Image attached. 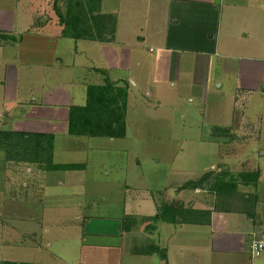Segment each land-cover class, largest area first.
<instances>
[{"label": "rangeland", "instance_id": "rangeland-1", "mask_svg": "<svg viewBox=\"0 0 264 264\" xmlns=\"http://www.w3.org/2000/svg\"><path fill=\"white\" fill-rule=\"evenodd\" d=\"M65 1L57 0V3H55V0H41L42 8L40 13L37 14L33 11V9L36 10V3L32 0H0V9L11 12L17 11L22 16L20 17L19 15L18 21L21 20L32 25L31 27L26 26L29 33L25 32L22 34V32L19 33V29H16L12 33L11 39L8 40H4L3 35L0 34V45H2L0 48V74L1 76L5 75L6 63L16 66L19 75L16 94L17 98H20L18 100L21 107L19 110H27L28 113L39 116L42 113L39 104L43 102L40 90L49 88L54 82L70 83L72 81L74 82L73 85H70L72 89H80L78 83L83 77H86V80L91 82L96 78V76L90 75L88 71L86 72L84 68L78 67V63L82 59H89L91 62L96 61L99 68L104 69L101 59L105 57L113 58L112 65L114 66L106 68L105 64V74L103 76L110 80H112V77H114L113 79H122L124 83L121 82V84L123 83V85L128 87H126L128 89L127 131L126 136L116 142L119 146H110V150L108 148L102 150V147L96 144L97 141L100 142V139L93 140L94 138L92 137H83V139L91 140L89 145H92V148H88L89 151L87 153V158H89L88 160L91 164H98L99 160L104 159L106 162L116 165L113 167L115 169L110 170L111 176L108 183L112 184L111 188L110 186H98L93 189L92 186H89L94 191L88 193L89 195L87 194V196L94 199L99 205L106 204L115 207L120 216H123L124 210L122 208L125 205L124 203L127 204V208L129 205H133L134 209L132 212L134 213L141 212L140 209L136 210L137 204L142 205V207L151 205L152 209L148 218L134 216L133 219L127 221L138 232V237L135 236L133 241L135 243L133 248L135 251L141 250L140 237H143L147 239L145 240L147 242L145 248L148 250L149 256L156 254L157 247L155 246H157L158 229L163 225L162 222L168 224L163 215V207L176 206L173 201L176 199V194L180 191L179 186L185 182L181 189L187 183L196 181H201L200 187L206 186L209 188V194L203 192L195 194L194 188L191 186L185 187L183 192L185 191L184 193L190 196L189 201H193L191 206L197 207L194 204H200V202L205 205L207 201V209L210 203L212 204L211 208L216 210L213 212L214 217H218V212L219 214H227L228 223L232 224L227 227L230 229L229 231H234V228L240 231L247 229V220L249 219L247 213L255 215L257 220L255 228L263 230L264 82L261 87L257 85V89L247 90L240 77H238V73L234 71L237 61L233 62L229 59L213 56L215 64L209 72L213 73L208 75L209 81L206 94L201 93L200 84L194 83L192 60L195 58L193 55H183L178 68L180 71L175 74L176 78L174 80H176H172L173 83H161L155 79L157 69L154 65L161 52L158 45L150 42L149 38L144 42L146 47L142 54L145 57L144 60L147 61L144 69H147L145 72L150 75V79L144 78L142 81L136 63L134 62L130 66L127 60L131 48L127 49L126 45H129V42H133L132 35H126L122 32L119 36L122 39L120 38L119 41L102 43L86 40L75 41L62 36L57 37L56 33L54 34L47 30L48 27L43 25L42 22H46L48 26H55L56 23L60 25L58 11L64 13ZM116 4L117 2L114 4L111 0L106 5L101 3L100 12L102 14L109 12L108 8H115ZM6 27H9V25ZM59 28V34L61 35L63 27ZM141 36L139 35V38ZM129 37L132 41L128 40ZM138 42H141V40ZM27 45H65L63 49L60 46L57 53H55L58 57H62L61 66L54 62L52 55H47L48 52L43 54V58L36 61L37 65L28 66L24 64L23 53ZM71 45H78L79 51L85 50L86 47L93 48L89 50L88 53L90 55L88 58L84 54L77 56L78 63L73 66V56L67 54ZM137 47L140 48L139 46ZM109 49L111 50L109 51ZM259 53L261 57H264V49L259 51ZM123 60L126 61L125 66L122 62ZM49 62L53 65H47ZM58 62L60 64V61ZM140 67L143 68V65ZM175 70H177L176 66ZM162 76H166L164 67L161 68L158 74L159 78ZM162 78L165 79V77ZM217 80L222 84L221 88L218 87L220 83ZM224 80L228 82H224ZM191 84L196 87H192ZM30 92L35 94L30 96ZM78 95L76 96L77 99H79ZM189 98H191V101ZM2 100L0 93V103ZM11 106V104L4 107L0 106V111H4L7 108L10 109ZM16 113L14 114L16 115ZM15 115H13L14 122L17 120ZM1 121L2 119L0 118L1 126L6 129H12V127L17 125L11 120L5 122V124H2ZM33 123L38 124V122ZM225 126L226 128H224ZM71 137L73 138V136ZM80 154H84V152ZM3 156L4 154H1L0 151V216H2L0 217V248L5 245L3 251H0V264H6L7 262L3 263L1 261L10 258V253H16L19 249L15 247V243L6 242L5 244L3 242L5 237H9L12 240L24 239L23 231L28 233L35 228L34 232L37 233L39 229V226H24L22 224H16V228H12L13 224L9 221L6 224V220L3 219L8 213L4 203L7 196V187L11 185L5 175H9L10 182L17 185L22 183L23 178L24 180L27 179L26 172L30 168L26 163L9 164L10 162L4 160ZM125 156L127 158H123ZM55 159L57 162L69 160L67 157L63 159L59 153ZM76 159L83 160V155H81V158L76 157ZM126 162L128 165H125ZM8 164L10 168H6ZM120 166L121 168L126 166L130 185L135 187V189L130 188L125 191L121 188L118 189L117 186L119 185L114 187L115 184H119L120 175L123 173L120 170ZM32 167L38 168L37 165H32ZM9 171L13 172V175ZM246 173L250 175L247 177ZM51 174L38 173V176L47 175V177L29 181L32 184H41L47 190V194L34 195L46 196V202L49 204L50 202H55L63 205L69 204L70 206L72 203H76V200H81L79 192L81 188H84V183L80 184L81 188H75L78 194H70L68 176L60 171H55V173ZM244 175L247 180L250 178V182L244 183L246 180H243ZM65 176L67 177V182ZM81 177L82 175L79 176V180L82 179ZM90 177L91 179L95 177L93 172H91ZM84 179L85 181L90 180L87 176ZM215 179H217L218 186L221 188L212 192L210 184ZM59 181L63 182L64 187H59ZM230 183L232 184L231 191L226 194L224 188L230 187ZM78 195L79 198H77ZM156 206H159L157 212L154 209ZM73 210V208L64 210V217L68 220L64 221L63 226L57 228L65 231L76 228L72 223L75 214ZM14 212L22 211L16 210ZM127 212L131 211L127 210ZM200 212H203L201 214L202 218H208L207 216L204 217L205 211ZM189 213L187 211L185 214L190 216ZM113 214H117L115 210ZM191 217L197 218L200 216L195 214V216ZM235 221H239V224L236 225ZM123 222L126 223V219ZM241 223H245V225H241ZM170 224L172 225V223ZM178 224L183 223L178 222L176 225ZM201 224L205 226L209 222ZM186 225L184 231H186L187 227L196 228L193 226L197 224L187 223ZM252 225L253 223H251V227ZM184 231L181 234L177 231L178 233L171 241L172 244L178 245L184 236ZM203 238V235L196 238L195 236H187L185 238V241L189 242V253H192L196 248H203L204 243H206ZM34 240L37 241L38 238L36 237L32 241ZM32 241L27 240V244H32ZM161 243L157 252L162 260L163 257L165 258L166 253ZM131 245L128 242V248ZM127 256L132 258L129 255ZM124 258L125 256L122 257V264H124ZM95 262L100 264L103 261L95 260ZM153 264L157 263L154 262Z\"/></svg>", "mask_w": 264, "mask_h": 264}, {"label": "crops", "instance_id": "crops-1", "mask_svg": "<svg viewBox=\"0 0 264 264\" xmlns=\"http://www.w3.org/2000/svg\"><path fill=\"white\" fill-rule=\"evenodd\" d=\"M32 1L36 3V10L33 9V11L37 14L40 13L42 8L41 0ZM108 1L104 0L103 2L102 0V3L106 5ZM111 1L114 4L117 2L115 8H108L109 12L104 14L111 15L116 19L115 34L112 42L119 41L121 38L119 36L122 32L126 35H132L133 42H129L130 44L126 45L127 49L131 48L127 60L130 66L134 62L136 63L142 81L144 78L148 80L150 77L145 72L147 69H144V65L147 61L144 60L145 57L142 54L146 47L144 42L149 38L150 42L158 45L161 52L154 63L157 69L155 79L161 83H173L172 80H176H174L176 78L175 74L180 71L178 68L183 55H193L195 58L192 60L194 83L200 84L201 93L206 92L209 81L208 75L213 73H209L215 64L213 56L229 59L233 62L237 61L234 71L238 73V77H240L247 90L257 89V85L261 87L264 82V57H261L259 53V51L264 49V0ZM19 15L17 11L11 12L0 9L1 35H9L11 37L16 29H19V33L22 32V34L25 32L29 33L26 26L31 27V23L18 21ZM20 17L22 16L20 15ZM42 23L48 27L47 30L49 32L56 33L57 37L61 36L59 34L60 25L56 23L55 26H48L46 22ZM7 25L9 27H6ZM139 35L142 36L139 38ZM128 40H131V38L129 37ZM139 40L141 42H138ZM60 46L63 49L65 45H27L23 53V63L28 66L37 65L36 61L43 58V54L48 52L47 55H52L54 62L61 66L62 57H58L55 54ZM1 47L2 45H0ZM92 48L86 47L85 50L79 51L78 45H71L67 54L73 56L72 65H77L76 58L79 55L84 54L88 58L90 55L88 52ZM85 60L82 59L78 63V67L84 68L90 75L96 76L95 80L91 82L90 80L87 81L86 77H83L78 83L80 89L77 90L72 89L70 86L71 84L73 85V81L70 83L54 82L49 88L40 90L43 102L39 104L42 110L39 116L32 115L27 110H19L21 108L18 101L20 98H17L16 95L19 75L16 66L6 63L5 75L1 76L0 74V93L3 99L0 106L15 105L11 106L10 109L7 108L4 111H0L2 124L10 120L14 122L13 115L17 112L15 115L17 120L14 122V124H17L16 127L6 129L0 124V131L52 135L54 137V163L81 166L77 170L60 171L68 176L69 193L78 194L75 188H81L80 184L84 183V188H81L79 192L81 200H76V203H72L70 206L69 204L63 205L55 202H50L49 204L46 202V196H38L47 194L46 188L41 186V184L36 185L29 181L47 177V175L38 176V173L53 174L55 171H45L39 167L36 169L29 165L30 168L26 172L27 179L24 180L23 178L22 183L17 185L10 182L9 175H5L11 184L7 187V196L4 203L8 209V213L3 217L6 220V224L9 221L13 224L12 228L22 224L24 226H39V229L37 233L34 232L35 228L28 233L23 231L24 239L12 240L9 237H5L3 239L5 244L6 242L15 243V247L19 249L16 253H10V258L3 259L1 262H7L6 264H96L95 260H100L103 261L100 264H122V257L125 256L124 264H153L154 262L157 264H264V255L252 258L250 253L252 237L260 231V228H255V225L257 226L255 215L247 213L249 215L247 229L240 231L233 227L234 231H229L230 229L227 227L232 224L228 223L227 214H219L218 212V217H214L213 212L216 210L211 208L212 204L209 203L208 209L207 201L205 205L200 202V204H194L197 207L191 206L193 201H189L190 196L181 189V186L186 182L179 186L180 191L176 194L173 204L184 209L192 208L198 211H210L209 224L205 226L197 224L193 226L196 228L187 227L186 231H184V227L187 226L185 222H181L183 224L178 225L162 222L163 225L158 229L157 246H155L157 247L156 254L149 256L150 254L145 248L147 243L145 240L147 239L143 237H140L141 250L135 251L133 248L135 243L133 241L138 232L127 221L133 219L134 216L148 218L152 209L151 205L142 207V205L137 204L136 210L140 209L141 212L134 213L132 212L134 206L129 205L127 208V204L124 203L125 205L122 208L124 210L123 216H120L115 207L106 204L99 205L94 199L88 197L87 194L94 191L90 188L91 186L93 189L98 186H110L111 188L112 184L108 183L111 176L110 170L115 169L113 167L116 165L106 162L104 159L99 160L98 164H91L88 160L89 158H87L88 148H92V145H89L91 140L83 139V137L72 138L67 133L70 107L83 106L86 102L87 87L89 85L104 84L105 80L108 79L103 76L105 74V64L106 68L114 66L112 65L114 61L112 57L111 59L109 57L101 59L104 69L99 68L96 61ZM58 61H60V64ZM122 62L125 66L126 61L123 60ZM47 65L53 64L49 62ZM141 65H143V68L140 67ZM175 66L177 70H175ZM162 67H164L166 72V76H162L165 79L158 77ZM113 78L108 80L114 85L123 86L124 82L122 79ZM121 82L123 83L121 84ZM217 82L220 83L219 80ZM224 82L228 81L224 80ZM191 85L196 87L193 84ZM221 85L220 83L218 87L221 88ZM78 93L80 94L78 95ZM33 94L35 93L30 92L29 95ZM77 95L79 99L76 98ZM189 100L191 101V98ZM63 107L65 108L63 109ZM33 122H38V124L36 125ZM96 139H100V142L97 141L96 144L101 146L102 150L104 148L110 150L109 148L113 145H118L116 144L117 141L122 140V138H94L93 140ZM82 152L84 154H80ZM58 153L63 159L67 157L69 160L57 162L55 157ZM81 155H83V160H77L76 157L81 158ZM123 158H127V156ZM12 163L16 164L15 162H10L9 164ZM9 164L6 168H10ZM125 165H128V163L126 162ZM89 170L94 173L95 177L92 179ZM120 170L123 172L120 175V181L122 182L118 181L119 184H115L114 187L119 185L117 188L125 191L130 188L135 189V187L130 185L126 166L123 168L120 166ZM10 174L13 175V172ZM80 175H82L81 180H79ZM86 176L90 179L89 181H85L84 178ZM65 180L67 182L66 176ZM58 185L59 187H64L61 181L58 182ZM206 188V186H202L194 189V193L203 192L209 194V188H207L208 190ZM77 198H79V195ZM70 208L74 209L75 214L74 216L72 214V223L76 226V230L65 231L57 228L63 226L64 221L68 220L64 217V210H69ZM154 209L157 212L159 206ZM16 210L22 212H14ZM114 210L117 214H113ZM127 210L131 212H127ZM125 219L126 223L123 222ZM182 221H185V219ZM251 223H253L252 227ZM235 224H239V221H235ZM241 225H245V223H241ZM177 231L180 234L183 231L185 233L178 245H174L171 241L175 238ZM200 235L204 236L203 239L206 242L203 248H196L192 253H189V242L185 241V238L187 236H195L196 238ZM36 237L38 240L32 241ZM27 240L32 241V244H27ZM128 242L132 244L129 248ZM160 243L166 253L165 258L163 257L162 260L157 252L161 246ZM3 247L0 248V251H3ZM150 259L151 261H149Z\"/></svg>", "mask_w": 264, "mask_h": 264}, {"label": "trees", "instance_id": "trees-1", "mask_svg": "<svg viewBox=\"0 0 264 264\" xmlns=\"http://www.w3.org/2000/svg\"><path fill=\"white\" fill-rule=\"evenodd\" d=\"M65 2L64 13L58 11L60 26L63 27L62 37L75 41H113L116 19L100 12L101 0H66ZM2 37L4 40L11 39L8 35ZM126 87V85H114L108 79L102 85H89L85 104L72 106L69 109L67 133L73 137L124 138L127 131L128 87ZM0 151L4 154L6 161L37 165L45 171H69L81 168L80 165L54 163V137L52 135L0 131ZM246 174L247 177L250 175ZM247 177L243 176V180L246 179L244 183L250 182V178L247 180ZM200 182L187 183L183 189L188 186L197 189L201 186ZM210 187L212 192L221 188L218 186L217 179L210 184ZM231 187L230 183V187L224 188V192L228 194ZM163 210L165 221L172 224L178 222L201 224L209 222L211 215L210 211H205L204 217L208 218H202L203 212L185 210L173 205L165 206ZM187 211L190 212V216L185 214ZM195 214L200 217H191ZM184 219L185 221H182Z\"/></svg>", "mask_w": 264, "mask_h": 264}, {"label": "built area", "instance_id": "built-area-1", "mask_svg": "<svg viewBox=\"0 0 264 264\" xmlns=\"http://www.w3.org/2000/svg\"><path fill=\"white\" fill-rule=\"evenodd\" d=\"M250 253L252 258L264 255V230L255 233L250 243Z\"/></svg>", "mask_w": 264, "mask_h": 264}]
</instances>
